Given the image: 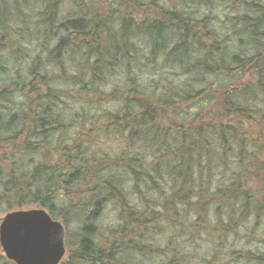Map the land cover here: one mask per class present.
I'll return each instance as SVG.
<instances>
[{
  "label": "trees",
  "instance_id": "16d2710c",
  "mask_svg": "<svg viewBox=\"0 0 264 264\" xmlns=\"http://www.w3.org/2000/svg\"><path fill=\"white\" fill-rule=\"evenodd\" d=\"M66 1L75 10L61 16ZM122 1L42 0L30 30L10 13L0 20V207L36 205L60 220V264H194L184 235L213 231L211 205L229 232L256 208L252 183L264 178V149L249 158L240 128L264 137V0H228L237 12L225 31L208 15ZM141 36L150 60L138 55ZM231 153L236 171L211 191L208 162ZM221 251L200 264H220Z\"/></svg>",
  "mask_w": 264,
  "mask_h": 264
},
{
  "label": "rangeland",
  "instance_id": "374dc122",
  "mask_svg": "<svg viewBox=\"0 0 264 264\" xmlns=\"http://www.w3.org/2000/svg\"><path fill=\"white\" fill-rule=\"evenodd\" d=\"M87 1L88 4L93 3L94 5H97L101 0ZM140 2L149 3L151 2V0H140ZM155 2H157L158 4L162 3L164 7L166 6L173 9H182L185 12H192V15L195 14L196 18H200L203 15H208L210 17L208 25L215 29L221 27L224 31L228 28V25L224 24L226 21L224 22L223 20L230 19L237 12V6L228 0H210L207 4V7H205L204 9H197V5L195 3H189L187 1L188 3L186 4L184 0H155ZM40 3H42V0H0V20H5L10 13V24L12 27L17 26L18 28H22L25 30L36 29L38 25H35V23H37L39 19L38 12L41 11ZM117 3L119 4V0H117V2L115 3V5L119 7V5L123 4V1L121 0V4L119 5ZM63 4L64 5L61 6L62 9L60 11L61 16H65V13H68V11L75 10V5L71 1H66ZM143 11H145L144 8H139L134 11V14L138 18H141L143 17ZM146 17H150V14H148ZM226 32H224L223 34H226ZM141 38L143 37L141 36L140 38L134 40L139 47L138 55L143 61H145V59L150 60V55H148L147 51L143 49L145 45H143L144 40H141ZM33 43L35 44V42ZM31 53L33 52L30 51L29 54ZM149 74L151 73H145L146 76H148ZM208 117L210 118V115H208ZM187 123H191L190 117ZM240 128L241 130L246 131L245 135L248 137V139H252L254 143V147L249 146L246 149L248 157H254L255 159H257V161H262L263 155L258 152V149H264L263 134H257L259 131L253 125V123H243L241 124ZM100 139H103L101 144L108 146L109 150L117 148V142H109L106 138ZM230 156L231 157L228 158V162H225V165L222 166L215 164V162L211 160V162L209 161L210 163L208 162L211 167V169H208L207 171L211 178L209 179L208 183L211 191L219 188L215 187L218 184L225 185L227 183L228 176L231 175L233 171H236L237 165L235 163V159H233L234 153H231ZM252 184L256 208L252 211H248L243 216L232 218L233 221L230 222V228H228L229 232H224V234L221 235V228L217 227L216 224L217 222L224 225V223L228 221L226 212L220 206L211 205L209 208L208 220L212 222V225H214L213 231L210 230L207 234L205 231H203L202 234H195L194 238L191 237L192 234L190 233L186 236L184 235L185 242L188 243V251L192 249V251L196 254V256L191 257L194 264H200V259H202V257L204 256H207V252L208 254L213 252L214 248L222 250L220 253V259H217L219 260L220 264H264V262L258 261L257 259L255 260L254 256H251L254 254H262V256H264V178H259ZM247 185H249V183H247ZM33 208L39 207H37L36 205H29L19 209ZM113 210L114 207L110 204L106 206L105 212L108 214L106 215V219L105 221H103V223H108L109 221L111 222L113 220L112 215L115 214V211ZM196 211L197 210L188 211L185 214V220L187 222H197L198 218ZM5 213L6 211H4L0 207V222ZM246 251L253 253L249 254L250 259L247 257V255L243 254V252ZM67 257L68 253L66 251L63 260H66ZM9 262L15 264L12 260H9L5 256L0 246V264H6Z\"/></svg>",
  "mask_w": 264,
  "mask_h": 264
},
{
  "label": "water",
  "instance_id": "95a60500",
  "mask_svg": "<svg viewBox=\"0 0 264 264\" xmlns=\"http://www.w3.org/2000/svg\"><path fill=\"white\" fill-rule=\"evenodd\" d=\"M0 246L15 264H59L64 228L42 208L14 210L0 222Z\"/></svg>",
  "mask_w": 264,
  "mask_h": 264
},
{
  "label": "bare ground",
  "instance_id": "6f19581e",
  "mask_svg": "<svg viewBox=\"0 0 264 264\" xmlns=\"http://www.w3.org/2000/svg\"><path fill=\"white\" fill-rule=\"evenodd\" d=\"M184 2H186V3H187V1H186V0H184Z\"/></svg>",
  "mask_w": 264,
  "mask_h": 264
}]
</instances>
